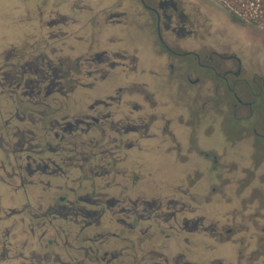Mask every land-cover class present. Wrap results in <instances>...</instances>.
I'll use <instances>...</instances> for the list:
<instances>
[{"label":"flooded vegetation","instance_id":"obj_1","mask_svg":"<svg viewBox=\"0 0 264 264\" xmlns=\"http://www.w3.org/2000/svg\"><path fill=\"white\" fill-rule=\"evenodd\" d=\"M25 6L13 9L21 12L19 24L12 31L9 29L8 38L4 37L7 46L0 51L4 65L0 66V88L9 102L7 114L23 115L28 129H52L55 143L43 142L41 135L16 136L17 144L22 146L17 160L25 161L24 165L17 161L14 169L18 186L26 184L23 176L49 174L68 178L65 169L78 173L79 178L93 176L100 183L93 180L95 183L82 192L70 187L67 192L52 196L46 212L38 216L43 224L40 236L26 240L14 234L7 239L17 250V255L7 263L242 264L244 261L253 264L258 258L264 263V198L237 201L240 206L232 205L227 211L231 216L213 219L206 207L198 209V171L194 180L184 183L188 189L182 190L180 184L176 191L170 189L160 195L142 190L139 184L143 177L136 170L113 169L118 141L129 146L150 135L149 119L153 115L148 110L156 105L153 94L140 88L147 87L146 82L137 79L146 72L141 68L143 54L136 31L149 36V27L155 28L160 51L151 52L161 58L165 71L171 73L169 54H188L196 64L200 63L197 52L186 50L185 39L192 35V30L187 29L184 0L179 3L175 0H34L29 8ZM139 21L142 25L135 26ZM213 54L205 60L213 64L214 73L226 84L237 104L247 107L250 116L257 102L264 106V77L253 72L249 82L239 77L240 58L227 51ZM232 60L236 64L231 65ZM218 68L224 71L219 74ZM179 70L187 73L185 68ZM115 71L124 72L126 80H132L131 86L136 88L132 104L118 95L122 89L119 88L96 99L103 109L94 113L89 111L79 118L73 109H64L74 82L93 85ZM227 75L233 76L232 83ZM197 81L190 78L191 83ZM238 81L244 82L250 100H241L234 91ZM232 107L234 110L235 104ZM45 110L50 113H44ZM178 119V115L163 119L162 126L177 147L182 142L176 134L184 131L176 126L181 123ZM251 129L257 133L256 127ZM78 131L97 132L103 137L99 144L88 146L86 139L81 144L71 140L75 133L82 135ZM129 133L138 137L125 136ZM111 134L118 140L116 137L111 140ZM102 144L114 147L89 152L90 147L101 148ZM43 145L50 154L45 158L33 155L45 151ZM61 145L69 147V151L59 152ZM32 148L36 150L31 151ZM22 150H26L25 156L21 155ZM98 168L103 171H97ZM256 169H238L233 173L251 180ZM69 195L76 197L75 204L68 199ZM193 200V206L185 205ZM238 209L242 216H237ZM227 225L232 227L226 228ZM58 228L67 229L73 237L62 238ZM239 230L243 231L241 243L245 248L243 252L238 248L235 262L220 255L204 263L194 253L198 250V234L217 242H235L240 240L236 235ZM22 249L26 251L19 254Z\"/></svg>","mask_w":264,"mask_h":264},{"label":"rangeland","instance_id":"obj_2","mask_svg":"<svg viewBox=\"0 0 264 264\" xmlns=\"http://www.w3.org/2000/svg\"><path fill=\"white\" fill-rule=\"evenodd\" d=\"M33 2L34 0L26 2L0 0V51L7 46L4 37L8 38L9 29L12 31L15 25L19 24L21 12L13 9L23 8L25 5L29 8ZM175 2L179 3L180 0ZM89 4L91 5V2ZM184 4L188 17L187 29L192 30V35L185 39L186 50L197 52L200 63L196 64L194 58L188 54L182 56L169 54L171 60L169 73L164 70L165 67L157 53L154 55L151 52L160 51L155 28L149 27L151 31L149 36L136 31L137 44L140 43L143 54L141 68L146 72L137 79H143L147 84V87H139L153 94L156 105L148 110L153 115V119H149L152 121L149 123L150 135L129 146H126L125 141H118L115 145L118 155L113 156L117 159L116 167L113 169L136 170L143 177L142 183L139 184L142 190L147 194L155 192L160 195L170 189L176 191L180 184L182 190L188 189L184 183L194 180L198 171V209L206 207L211 218L221 220L223 217L231 216L227 211L232 205L240 206L235 197L248 201L254 199L261 201L264 198V106L257 102L250 116L247 107L237 104L232 93L227 91L226 84L214 73L213 64L206 62L205 59L214 56V51L219 53L227 51L240 58L239 77L249 82L253 72L264 77V24L248 25L233 22L222 6L214 0H184ZM134 25L141 26L142 23L139 21ZM230 64H236V60H232ZM0 66H4L2 58ZM180 68H185L187 73L184 74ZM223 71V68H218L217 72L221 74ZM189 75L191 79L198 81L191 83ZM227 78L232 83L233 76L227 75ZM126 79L124 72L115 71L109 78L100 79L93 85L86 84V81H76L64 109H73L79 118L89 111L94 113L103 109V104L96 103L95 100L119 88L122 89L118 90V95L123 101L130 100L129 104H132L136 88L131 86L133 83L131 79L129 81ZM234 91L241 100H250L244 82L238 81ZM8 105L9 102L0 88V264H9L7 261L17 255V250L10 245L8 238L11 239L14 234L18 237L23 236L26 240L40 236V226L43 227V224L38 216L46 212L45 209L52 202V196L67 192L70 187L82 192L95 181L100 183L93 176L89 179L79 178L78 173L64 167L68 178H58L49 174H39L33 178L23 176L22 181L26 184L23 187L18 186L20 183L14 169L17 168V161L22 165L25 161L17 160L22 146L17 144L16 136L32 138L41 135L43 142L50 141L53 144L55 139L52 129H28L24 124L26 118L23 115H8ZM144 108L148 109L146 104ZM44 113L49 114L50 110H45ZM176 115L180 117L178 121L181 122L176 126L185 131L176 134L182 142L179 147L174 146L173 139L162 130L163 119ZM252 127L257 128L258 134L251 129ZM80 134L82 135L76 133L71 135V140L81 144L82 139H86L88 146L99 144L103 137L97 132ZM125 136H134L133 139L138 137L131 133ZM110 137L111 140L113 137L118 140L116 135L111 134ZM59 147L61 153H67L70 149L64 145ZM113 147L111 144H102L101 148L90 147L89 152L98 153L99 150H109ZM42 149L46 152L39 151L33 155L45 158L50 154L46 145H43ZM34 150L36 149H31ZM25 151H21L22 156H25ZM253 168L257 169L251 180L233 173L234 170ZM99 170L103 171L98 168L97 171ZM116 180L119 181L120 178ZM58 186L61 188H57ZM68 199L75 204L76 197L69 195ZM185 203L191 207L194 200ZM240 210L238 209L237 216L243 215ZM58 233L64 239L73 237L67 229L58 228ZM242 233V230L237 232L240 240L235 242H217L198 234V250L194 253H198V257L204 263L220 255L235 262L238 248L242 252L245 248L241 243L244 238ZM25 251L22 249L19 254ZM12 264L22 263L16 261ZM242 264H245L244 261ZM253 264L264 263L258 258Z\"/></svg>","mask_w":264,"mask_h":264},{"label":"trees","instance_id":"obj_3","mask_svg":"<svg viewBox=\"0 0 264 264\" xmlns=\"http://www.w3.org/2000/svg\"><path fill=\"white\" fill-rule=\"evenodd\" d=\"M236 23L248 25L264 24V0H214ZM29 134V133H27ZM21 136V135H20ZM28 138L22 136V138ZM22 141V139H21ZM20 146V144H18ZM32 146V145H31ZM35 175L28 176L33 178Z\"/></svg>","mask_w":264,"mask_h":264},{"label":"crops","instance_id":"obj_4","mask_svg":"<svg viewBox=\"0 0 264 264\" xmlns=\"http://www.w3.org/2000/svg\"><path fill=\"white\" fill-rule=\"evenodd\" d=\"M251 195V194H250ZM245 198H248V196H244ZM235 199H236V201H240V200H238L236 197H235ZM258 200V199H257Z\"/></svg>","mask_w":264,"mask_h":264}]
</instances>
